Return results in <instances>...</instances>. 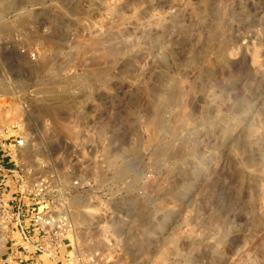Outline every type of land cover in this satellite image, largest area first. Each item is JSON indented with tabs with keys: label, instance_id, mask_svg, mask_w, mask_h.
<instances>
[{
	"label": "rangeland",
	"instance_id": "1",
	"mask_svg": "<svg viewBox=\"0 0 264 264\" xmlns=\"http://www.w3.org/2000/svg\"><path fill=\"white\" fill-rule=\"evenodd\" d=\"M0 125L142 189L121 264H264V0H0Z\"/></svg>",
	"mask_w": 264,
	"mask_h": 264
},
{
	"label": "built area",
	"instance_id": "2",
	"mask_svg": "<svg viewBox=\"0 0 264 264\" xmlns=\"http://www.w3.org/2000/svg\"><path fill=\"white\" fill-rule=\"evenodd\" d=\"M22 129L0 125V264H121L156 220L121 203L142 189L121 185V172L78 175L62 155L37 173L26 162L31 141Z\"/></svg>",
	"mask_w": 264,
	"mask_h": 264
},
{
	"label": "bare ground",
	"instance_id": "3",
	"mask_svg": "<svg viewBox=\"0 0 264 264\" xmlns=\"http://www.w3.org/2000/svg\"><path fill=\"white\" fill-rule=\"evenodd\" d=\"M59 86H60V85H59ZM49 87H50V86H49ZM49 87H46V88H48V90H49ZM56 87H57V86H55L54 88H56ZM51 88H52V87H50V90H51ZM54 88H52V89H54ZM57 88H58V87H57ZM57 88H56V89H57ZM48 90H47V91H48ZM50 90H49V91H50ZM55 92H57V90H56ZM56 94H57V93H56ZM52 98H54V96H53ZM129 161H130V160H129ZM127 164H128V163H127ZM132 165H133V164H132ZM129 166H130V165H129ZM124 174H125V173H124Z\"/></svg>",
	"mask_w": 264,
	"mask_h": 264
}]
</instances>
